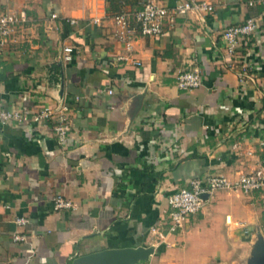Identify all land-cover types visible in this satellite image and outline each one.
Returning a JSON list of instances; mask_svg holds the SVG:
<instances>
[{
  "label": "crops",
  "instance_id": "0c3cea01",
  "mask_svg": "<svg viewBox=\"0 0 264 264\" xmlns=\"http://www.w3.org/2000/svg\"><path fill=\"white\" fill-rule=\"evenodd\" d=\"M147 1L0 0V11L28 17L0 43V102L31 116L66 106L71 124L64 144L54 119L0 124V264H85L76 261L137 247L155 249L137 264H264L255 255L264 191L218 190L183 229L168 233V197L191 178L235 182L263 159L264 8L191 0L214 6L203 21L195 12L175 16L184 0H153L173 17L162 35L140 37L128 53L113 16ZM97 16L106 19L94 24ZM251 17L260 30L240 59L257 72L242 83L223 32ZM65 46L75 49L67 63ZM196 68L202 86L179 89L177 76ZM57 196L74 207L55 210ZM18 217L29 224L18 229ZM17 230L27 242L13 241Z\"/></svg>",
  "mask_w": 264,
  "mask_h": 264
},
{
  "label": "built area",
  "instance_id": "2783aa9c",
  "mask_svg": "<svg viewBox=\"0 0 264 264\" xmlns=\"http://www.w3.org/2000/svg\"><path fill=\"white\" fill-rule=\"evenodd\" d=\"M248 6L252 8L263 7L264 0H249ZM214 6L206 1H191L184 0L179 2L173 8L175 16H186L189 12H195L201 16L204 21L207 13H212ZM173 17L168 7L160 5L153 0L145 2L139 10L130 12L122 10L113 16V21L116 27L115 38L121 43L126 52L133 51L137 39L140 37H158L164 33L165 22ZM53 19H57L56 14L52 15ZM106 19L103 17H93L94 24H102ZM28 21L25 12L0 11V43H5L12 35L14 30L25 24ZM70 24H76L75 19L67 21ZM260 26L257 20L253 17L248 18L245 22L231 26L224 30L223 39L225 49L229 58L230 68L236 70L239 74L240 81L244 83L248 80H253L257 69L255 64L243 62L240 59V52L243 46H247L252 38L258 33ZM75 49L72 46L63 48V61L71 62L74 58ZM242 57V56H241ZM128 57H120L122 60H127ZM203 84V75L200 69L196 68L192 71H185L177 76V86L184 91H192L198 89ZM108 92L113 94V89L109 88ZM68 107L64 106L55 114L49 109H44L34 115H29L22 110L4 108L0 102V124L10 125L21 122L41 123L43 121H55L53 130L57 141L64 144L67 140L71 124L68 115ZM263 159L261 160L258 169L254 173L242 176L238 181L232 182L221 175H208L204 178L193 177L189 180L188 186L178 189L168 197L169 205V225L168 233H176L184 228L188 218L201 211L205 204L204 195H211L218 190H234L244 193L254 191H264V141L261 143ZM55 210H63L73 208L71 201L64 199L61 196L54 198ZM17 228H23L29 224V219L26 217H18L15 220ZM153 232L160 238H165L164 231L158 227H153ZM28 235L17 230L13 234V241L27 242Z\"/></svg>",
  "mask_w": 264,
  "mask_h": 264
},
{
  "label": "water",
  "instance_id": "95a60500",
  "mask_svg": "<svg viewBox=\"0 0 264 264\" xmlns=\"http://www.w3.org/2000/svg\"><path fill=\"white\" fill-rule=\"evenodd\" d=\"M209 195H204L207 199ZM154 247H137L125 249H107L86 257H82L76 263L85 264H137L146 260L154 253ZM257 259L264 261V239H260L255 247Z\"/></svg>",
  "mask_w": 264,
  "mask_h": 264
},
{
  "label": "trees",
  "instance_id": "16d2710c",
  "mask_svg": "<svg viewBox=\"0 0 264 264\" xmlns=\"http://www.w3.org/2000/svg\"><path fill=\"white\" fill-rule=\"evenodd\" d=\"M119 12H121V11H119ZM119 12H117L116 14H118ZM116 14H115V15H116Z\"/></svg>",
  "mask_w": 264,
  "mask_h": 264
}]
</instances>
